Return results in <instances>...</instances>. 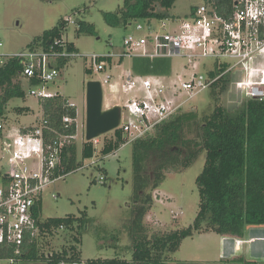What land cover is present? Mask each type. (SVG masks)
I'll return each instance as SVG.
<instances>
[{"label":"rangeland","instance_id":"1","mask_svg":"<svg viewBox=\"0 0 264 264\" xmlns=\"http://www.w3.org/2000/svg\"><path fill=\"white\" fill-rule=\"evenodd\" d=\"M202 4L204 0H176L165 14L168 18H184L191 13L192 8ZM122 5L123 0H0V56L25 53L35 38L41 36L44 31L54 28L61 20H66L63 40L72 43L74 52L79 54V57H73L59 70V76L47 85V90L61 95L75 106L77 132L73 141L76 146L77 162H81V167L49 184L41 193L43 220L66 216L80 217L83 213L89 220L77 247L81 253V263L78 264H85L87 260L116 257L129 261L131 257V240L127 233L132 218L131 143L121 146L109 155H100L98 152L101 143H106L108 138L113 136L112 131L105 134V139L104 136L98 138L96 154L92 158L84 161L81 158L82 148L86 142L87 83L90 81L102 83L106 76L111 77L109 83L102 84L103 109L116 105L122 107L130 98V95L121 92L119 85L122 73L133 68L135 60L124 59L121 65L115 63L111 67L106 65L103 71L95 72L89 68V59L83 58L92 54H119L122 51L123 39L134 32L133 26L111 27L103 18L104 13H115ZM156 10L164 11L159 7ZM77 20L93 25L95 34L77 35ZM168 62L173 71L178 72L186 64L182 58H173ZM258 62L264 60L260 58ZM258 62L256 64H259ZM212 63L213 61L209 60L203 61L200 71L203 72ZM240 77L239 74L235 75V80ZM230 82L231 78L226 80L224 83L226 89L221 93L218 90L223 83L216 86L213 94L207 90L193 98H188L185 94L180 95L178 99L184 104L178 113L192 112L200 120L218 106L229 113L235 112L248 99ZM22 86L25 98L11 99L7 103L6 119L0 123L3 125L5 136L13 128L36 126L42 118L40 103L29 95L26 83ZM23 107L28 111H17ZM126 115L124 111L123 120H126ZM6 155V140L1 138L0 170L5 169ZM204 163L205 154L202 152L189 168L165 172L164 181L151 192L153 204L144 218L148 239L154 235L187 228L193 223L199 207L196 178L201 173ZM148 173L151 175L150 168ZM100 178L103 180L100 181ZM204 232V230L195 232L191 237L184 239L178 251L173 253L165 264H248L252 260V253L248 252L246 244L243 243L242 250L238 253L241 259L235 260V254L229 252L222 243L223 235ZM199 233L202 235H197ZM70 236L71 234L67 232L46 236L44 242L47 244L42 247L43 253L58 251L61 247L70 245ZM234 240L235 238L232 239L233 244ZM256 258L258 259L254 261L263 263L264 258ZM16 264L45 263L22 261Z\"/></svg>","mask_w":264,"mask_h":264},{"label":"trees","instance_id":"2","mask_svg":"<svg viewBox=\"0 0 264 264\" xmlns=\"http://www.w3.org/2000/svg\"><path fill=\"white\" fill-rule=\"evenodd\" d=\"M176 0H123V5L115 13H104L105 22L111 27H127L135 20L147 18H166L165 12ZM213 3L219 14L230 12L232 0H204ZM163 12H158L156 8ZM194 9V8H192ZM76 34H95L94 26L84 21H76ZM66 29V20H61L51 30L44 31L35 38L30 51H61L54 42L62 41ZM66 51H75L72 43L66 42ZM70 59L61 58L56 68H64ZM152 66V69H151ZM23 70L20 58H4L0 63V123L6 119L7 103L14 98H25L23 82L19 75ZM133 70L146 74L169 72V62L159 60L153 63L135 60ZM87 71V70H86ZM90 73L89 71H87ZM226 80L220 83L218 92H224ZM36 84V81H32ZM214 86L210 92H215ZM67 99L61 95L40 101L43 118L56 134L74 135V125L63 127V115L75 117L74 109H65ZM19 112L28 109L18 108ZM98 152L109 155L123 145L124 140L118 130ZM105 139V135H103ZM192 136V137H190ZM3 137L0 129V139ZM99 142V139H97ZM132 145V218L127 233L130 238V260L120 258L87 260L85 264H165L176 253L181 242L195 232H214L223 236L240 237L248 226H264V98L248 99L233 113L220 106L215 107L209 115L200 120L192 112L178 113L158 124L152 134L145 135ZM93 142H85L81 152L82 160L96 154ZM204 152L205 163L196 178L199 194L198 211L193 223L184 229L171 231L162 235L146 236L144 218L151 209L155 191L165 179V172L178 168H189ZM81 167L77 162L75 142L71 140L64 148L60 166L53 169L51 178H58ZM151 170V175L148 169ZM35 221L38 235L25 245L26 255L19 256L22 261H42L45 264H78L81 253L77 248L81 234L89 220L85 213L80 217L41 218V203L35 206ZM71 234L70 245L58 251L43 253L42 247L46 236L58 233ZM7 256H12L9 251ZM248 264H255L249 262Z\"/></svg>","mask_w":264,"mask_h":264},{"label":"built area","instance_id":"3","mask_svg":"<svg viewBox=\"0 0 264 264\" xmlns=\"http://www.w3.org/2000/svg\"><path fill=\"white\" fill-rule=\"evenodd\" d=\"M128 26H133L134 32L124 37L122 51L84 56L90 61L89 68L101 72L106 65H121L124 59L153 63L182 58L186 64L180 72L169 65L165 74H141L133 68L122 73L120 90L130 95L121 107L116 129L122 135L123 145L150 134L158 124L176 115L184 104L178 99L180 95L193 98L224 79L231 78L234 88L246 99L264 98V62H258L260 58L264 60V0H232L230 12L222 14L213 3L204 2L184 18H147ZM57 45L61 48L59 52L28 50L0 56V63L4 58L22 60L19 80L26 83L29 95L38 102L58 95L47 90V85L59 76L57 60L79 57L74 51H66L63 39L54 42ZM207 60L213 61L212 65L200 71L202 62ZM237 74L241 77L235 80ZM110 79L106 76L101 85ZM64 107L75 110L68 100ZM76 118L77 114L74 118L63 115V127L74 125L77 132ZM50 133L56 134L42 116L38 125L13 128L2 137L6 140L7 155L5 169L0 170V264L22 262L19 256L26 255L25 245L38 235L35 206L41 203L42 190L66 176L50 177L53 169L60 166L64 148L75 139L76 133L55 138L49 137ZM97 139L92 140L95 146L99 143ZM9 251L12 256H7Z\"/></svg>","mask_w":264,"mask_h":264},{"label":"water","instance_id":"4","mask_svg":"<svg viewBox=\"0 0 264 264\" xmlns=\"http://www.w3.org/2000/svg\"><path fill=\"white\" fill-rule=\"evenodd\" d=\"M121 120V107L116 105L103 109L102 85L90 81L86 85L85 99V141L91 142L116 130Z\"/></svg>","mask_w":264,"mask_h":264},{"label":"crops","instance_id":"5","mask_svg":"<svg viewBox=\"0 0 264 264\" xmlns=\"http://www.w3.org/2000/svg\"><path fill=\"white\" fill-rule=\"evenodd\" d=\"M75 112H76V109H75ZM197 235H202V233H199ZM222 237H224L222 238L223 245L225 246V248H227L229 252H232L233 254H235V260L241 259L238 256V253L242 250L243 243L247 245L248 252L252 253V256H251L252 260L250 262L259 264L257 263V261H254V259H258L256 257L264 258V226H248L244 229L243 234L240 237H230V236L229 237L222 236ZM233 238H235L234 244L232 241ZM237 241L240 242L238 245H236ZM262 261H263L262 264H264V260ZM262 261L260 260V262Z\"/></svg>","mask_w":264,"mask_h":264}]
</instances>
